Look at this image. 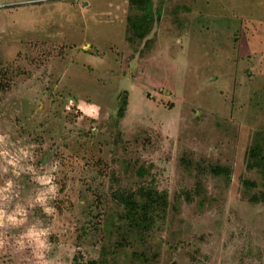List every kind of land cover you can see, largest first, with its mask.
<instances>
[{
  "label": "rangeland",
  "instance_id": "374dc122",
  "mask_svg": "<svg viewBox=\"0 0 264 264\" xmlns=\"http://www.w3.org/2000/svg\"><path fill=\"white\" fill-rule=\"evenodd\" d=\"M32 1L0 0V264H264V0Z\"/></svg>",
  "mask_w": 264,
  "mask_h": 264
},
{
  "label": "trees",
  "instance_id": "16d2710c",
  "mask_svg": "<svg viewBox=\"0 0 264 264\" xmlns=\"http://www.w3.org/2000/svg\"><path fill=\"white\" fill-rule=\"evenodd\" d=\"M129 1L131 7L133 8L135 7L136 9H138V7H141L142 10H144L145 1L151 2L153 0H129ZM144 13L145 12L143 11V14L138 16V18L142 16V19L140 20L137 19V22H135L134 24L133 22H131L133 16L129 17L131 32L133 31L134 36L142 40L147 36L148 33H150V30H152L151 28L153 27V20L149 19L148 13L144 17L145 15ZM133 18L136 19V17ZM118 117L119 118L124 117V108L120 109L118 113ZM211 170L216 175H220V174L229 175L230 173V171L227 168H221V167H213L211 168ZM145 193H147L145 195L146 197L144 196L145 198H147V200L145 201V205L140 207L139 210H135L134 212L138 213L137 219H140L142 223L151 225V223L154 222V217H151L149 215L154 213L158 215V217L163 216V214H165L168 209V198L164 194L154 196L153 192L145 191ZM125 204L127 206L129 205L133 209L135 208V201L131 197L125 201ZM73 264H99V262L96 260H90L87 261L86 263H83V259L79 254L74 257Z\"/></svg>",
  "mask_w": 264,
  "mask_h": 264
},
{
  "label": "built area",
  "instance_id": "2783aa9c",
  "mask_svg": "<svg viewBox=\"0 0 264 264\" xmlns=\"http://www.w3.org/2000/svg\"><path fill=\"white\" fill-rule=\"evenodd\" d=\"M49 1H63V0H33L32 3L36 4V3H41V2H49ZM74 2H80V1H84V0H72Z\"/></svg>",
  "mask_w": 264,
  "mask_h": 264
},
{
  "label": "water",
  "instance_id": "95a60500",
  "mask_svg": "<svg viewBox=\"0 0 264 264\" xmlns=\"http://www.w3.org/2000/svg\"><path fill=\"white\" fill-rule=\"evenodd\" d=\"M125 98H126V96H124V97L122 98V101H124V100H125Z\"/></svg>",
  "mask_w": 264,
  "mask_h": 264
},
{
  "label": "clouds",
  "instance_id": "9594fccd",
  "mask_svg": "<svg viewBox=\"0 0 264 264\" xmlns=\"http://www.w3.org/2000/svg\"><path fill=\"white\" fill-rule=\"evenodd\" d=\"M0 139H2V137H0ZM0 214H2V213H0Z\"/></svg>",
  "mask_w": 264,
  "mask_h": 264
}]
</instances>
